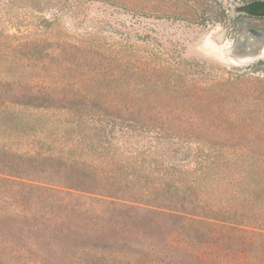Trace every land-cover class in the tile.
Wrapping results in <instances>:
<instances>
[{
    "label": "trees",
    "instance_id": "1",
    "mask_svg": "<svg viewBox=\"0 0 264 264\" xmlns=\"http://www.w3.org/2000/svg\"><path fill=\"white\" fill-rule=\"evenodd\" d=\"M63 67L64 76L57 72V84L46 88L64 96L78 89L103 102L85 114L86 108L74 112L47 101H2L0 114L64 115L95 158L78 169L111 183H44L27 179L31 170L25 167H10L9 176L24 182L0 184V201L10 202L24 222L48 220L56 204L72 207L80 199L95 206L76 203L64 218L55 214L49 221L94 220L102 231L113 221H105V208L118 210L117 217H139L147 228L172 222L176 238L165 248L78 254L88 264H264V79L258 86L217 81V88L215 79L196 76L211 68H102L91 82L82 68ZM50 71L44 70L45 79H53ZM19 85L30 93L32 85ZM28 160L36 166L33 173L46 162L59 171L76 168L53 155ZM114 187L117 193L105 190ZM213 236L225 244L206 249L204 240Z\"/></svg>",
    "mask_w": 264,
    "mask_h": 264
},
{
    "label": "rangeland",
    "instance_id": "2",
    "mask_svg": "<svg viewBox=\"0 0 264 264\" xmlns=\"http://www.w3.org/2000/svg\"><path fill=\"white\" fill-rule=\"evenodd\" d=\"M254 1L264 0H0V102L47 101L70 105L74 112L94 110V104L103 102L102 96L83 95L78 89L64 96L46 88L64 76L63 66L82 68L91 82L94 71L102 68H211L212 73L197 78L215 79L217 88L226 81L258 86L264 79V21L247 18L255 16L245 12ZM244 26L251 27L240 32ZM50 68L53 79H45L42 74ZM25 82L32 85L27 87L30 93H23L26 88L19 85ZM7 115L0 114V184L4 187L24 182L9 176L10 167H25L31 170L25 173L27 179L44 183H111L84 176L78 169L95 158L67 128L64 115ZM30 155H53L76 168L59 171L52 162L37 163L42 166L33 173L36 166L28 160ZM105 190L118 192L117 187ZM76 203L95 206L80 199L72 207ZM60 205L64 208H57ZM72 207L56 204L49 219L55 214L64 218ZM103 212L105 221L109 217L113 221L107 220V228L101 231L94 220L60 223V219L50 222L36 216L24 222L10 202L0 201V264H88L78 254L129 252L147 245L162 248L176 238L170 221L159 220L152 229L139 217H117L118 210L105 208ZM204 243L210 249L222 247L225 240L213 236Z\"/></svg>",
    "mask_w": 264,
    "mask_h": 264
},
{
    "label": "water",
    "instance_id": "3",
    "mask_svg": "<svg viewBox=\"0 0 264 264\" xmlns=\"http://www.w3.org/2000/svg\"><path fill=\"white\" fill-rule=\"evenodd\" d=\"M245 12L255 17H264V1H254L248 4Z\"/></svg>",
    "mask_w": 264,
    "mask_h": 264
},
{
    "label": "flooded vegetation",
    "instance_id": "4",
    "mask_svg": "<svg viewBox=\"0 0 264 264\" xmlns=\"http://www.w3.org/2000/svg\"><path fill=\"white\" fill-rule=\"evenodd\" d=\"M252 3V2H251ZM250 4V3H249ZM247 18H250V19H255V20H257V21H264V17H247ZM245 27H251V26H244L241 30H240V32L241 31H243L244 29H245Z\"/></svg>",
    "mask_w": 264,
    "mask_h": 264
},
{
    "label": "bare ground",
    "instance_id": "5",
    "mask_svg": "<svg viewBox=\"0 0 264 264\" xmlns=\"http://www.w3.org/2000/svg\"><path fill=\"white\" fill-rule=\"evenodd\" d=\"M264 52V51H263Z\"/></svg>",
    "mask_w": 264,
    "mask_h": 264
}]
</instances>
